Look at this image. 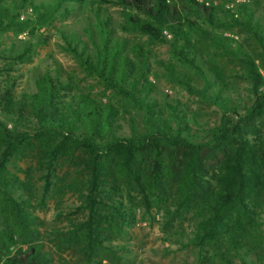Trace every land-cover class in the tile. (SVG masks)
I'll use <instances>...</instances> for the list:
<instances>
[{"label":"trees","instance_id":"obj_1","mask_svg":"<svg viewBox=\"0 0 264 264\" xmlns=\"http://www.w3.org/2000/svg\"><path fill=\"white\" fill-rule=\"evenodd\" d=\"M35 1L0 0V37L13 29L23 31L29 23L47 25L58 17H76L81 31L61 33L63 50L107 90L139 109L142 123H131V136L120 134V112L59 73L53 76L46 71L35 80V92L19 98L14 96L18 78L9 77L0 97L6 119L15 126L32 119L34 129L14 134L0 119V264H51L26 242L35 234L30 200L20 193L21 181L9 169L15 160L34 156L35 142L45 148L39 160L47 171L67 146L89 155L90 216L76 228L83 234L87 255L100 248L110 251L104 243L125 233L135 220L132 209L113 197L122 194L120 184L136 185L150 209L152 199L164 200L165 179L170 176L179 184L177 213L193 211L198 218L190 243L199 249L203 262L264 264L258 223L264 216V75L260 71L264 72V23L256 18V7L241 3L227 9L197 0H54L47 7ZM106 7H117L120 19ZM27 8L35 21H20ZM235 29L249 35L250 49L225 35ZM121 33L168 45L173 59L194 70L204 86L191 85L192 77L178 72L175 61L157 58L143 42ZM195 34L215 49L213 56L234 59L245 68L251 105L233 99L237 92L196 44ZM32 53L29 48L9 56L0 52V63L5 62L0 73H10L15 67L8 62L30 60ZM151 57L166 68L168 78L221 111L222 122L208 131V141L192 140L190 124L198 125L194 115L166 97L160 102L151 96L155 85L146 79ZM48 139L52 144L45 146ZM109 156L117 160L114 171L104 162ZM142 157L147 158L144 167L138 163ZM19 240L27 248L18 246Z\"/></svg>","mask_w":264,"mask_h":264},{"label":"rangeland","instance_id":"obj_2","mask_svg":"<svg viewBox=\"0 0 264 264\" xmlns=\"http://www.w3.org/2000/svg\"><path fill=\"white\" fill-rule=\"evenodd\" d=\"M54 0H36L37 5L49 7ZM179 1V0H172ZM207 5L223 6L234 9L238 4L246 3L254 5L257 10L256 18L264 23V0H197ZM115 19H120L117 7H106ZM34 19L33 11L27 8L21 15L20 21ZM76 17L58 19L47 25L29 23L23 31L13 29L0 37V52L16 55L25 52L27 48L33 51L32 58L24 62H8L14 65L10 73H0V97L3 94L9 77L18 78L14 96L19 98L22 94L35 92V80L46 71H51L53 76L58 73L63 80L71 79L75 87L102 101L113 105L121 117L122 131L120 134L131 136L132 122L141 125V112L129 100L117 95L113 90H107L102 81L94 74L87 71L81 63L72 55L63 50L62 32L81 31V25L77 24ZM33 29V34L30 31ZM35 29V30H34ZM230 38L240 41L248 46V34L239 29L227 31ZM225 34V35H226ZM122 36L130 40H138L144 43L152 55L168 61H175L178 72L186 73L192 77L191 85L202 88L203 81L191 68L184 66L173 59L170 47L166 44L150 42L146 37L135 33ZM193 39L201 50L208 53L210 59L223 73L226 83L234 88L237 93L232 97L237 102H243L244 106L252 104L251 85L247 79L245 68L234 59L223 56H213L215 50L211 48L199 35H193ZM211 56V57H210ZM4 61L0 63L3 67ZM257 65L260 67L259 62ZM264 75L262 69L260 70ZM146 79L154 83L155 89L151 96L157 97L162 102L164 97L170 103L179 105L189 115H194L198 125L191 122L192 140L197 142L208 141V131L217 127L222 122V113L215 106L209 105L195 94L191 93L185 85L168 78L166 68L160 65L156 58L150 59V72ZM29 111L26 118L29 119ZM0 119L6 123L8 130L14 134L21 132L33 133L32 119L24 124L15 126L6 119L4 104L0 102ZM9 124L12 128H9ZM45 146L51 145L48 139ZM34 156L22 160H15L9 169L13 177L21 183V194L30 200L29 211L32 213L35 234L26 242L35 245L51 264H210L203 262L199 257V249L194 247L190 240L194 236L195 224L198 218L193 211L177 213V200L179 184L168 176L165 179L164 200H151L152 207L148 209L143 203L142 195L136 185L120 184L121 195H113L115 200L122 201L131 208L135 217L132 224L126 226V231L119 237L114 236L107 240L105 249H98L92 255L84 252L85 242L83 234L77 233L76 228L89 219L90 212L87 208L86 198L89 194L88 182L90 172L87 169L89 155L83 150H75L73 146H67L58 156L51 170L40 164V155L44 156L45 148L35 142ZM147 158L142 157L138 163L144 167ZM111 171L116 167V158L109 156L104 159ZM49 177V182L46 180ZM110 185L113 181L110 180ZM48 185V186H47ZM49 188L46 191V188ZM259 229L262 232L260 249L264 252V216L261 217ZM106 228V227H105ZM106 237H109L106 235ZM25 241L19 240L18 246L27 248ZM238 261V260H237ZM208 262V263H207Z\"/></svg>","mask_w":264,"mask_h":264},{"label":"built area","instance_id":"obj_3","mask_svg":"<svg viewBox=\"0 0 264 264\" xmlns=\"http://www.w3.org/2000/svg\"><path fill=\"white\" fill-rule=\"evenodd\" d=\"M226 35H228V36H229V34H226ZM8 126H9V128H12V125H11V124H9Z\"/></svg>","mask_w":264,"mask_h":264}]
</instances>
